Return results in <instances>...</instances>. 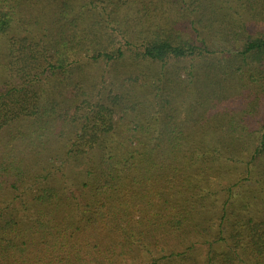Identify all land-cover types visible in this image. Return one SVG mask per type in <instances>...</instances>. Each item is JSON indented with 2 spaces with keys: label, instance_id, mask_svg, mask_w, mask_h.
<instances>
[{
  "label": "trees",
  "instance_id": "trees-1",
  "mask_svg": "<svg viewBox=\"0 0 264 264\" xmlns=\"http://www.w3.org/2000/svg\"><path fill=\"white\" fill-rule=\"evenodd\" d=\"M0 264H264V0H0Z\"/></svg>",
  "mask_w": 264,
  "mask_h": 264
},
{
  "label": "rangeland",
  "instance_id": "rangeland-1",
  "mask_svg": "<svg viewBox=\"0 0 264 264\" xmlns=\"http://www.w3.org/2000/svg\"><path fill=\"white\" fill-rule=\"evenodd\" d=\"M88 71L92 72L91 67L89 68ZM94 71H95L94 83H96V90H95L96 93L98 92L99 89H101V82L103 84H105L104 87L107 86L108 89H107L106 92H108L109 88H111V87L118 88V86H114V82H116V76L107 77L105 72H103L102 75H101L100 68H95ZM70 89H71V87L69 88V90Z\"/></svg>",
  "mask_w": 264,
  "mask_h": 264
}]
</instances>
